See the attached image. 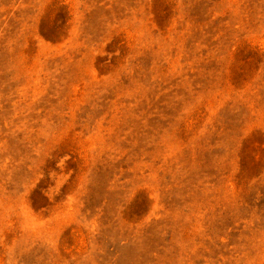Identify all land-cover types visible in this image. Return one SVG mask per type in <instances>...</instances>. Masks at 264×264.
I'll list each match as a JSON object with an SVG mask.
<instances>
[{"label":"rangeland","instance_id":"1","mask_svg":"<svg viewBox=\"0 0 264 264\" xmlns=\"http://www.w3.org/2000/svg\"><path fill=\"white\" fill-rule=\"evenodd\" d=\"M0 264H264V0H0Z\"/></svg>","mask_w":264,"mask_h":264}]
</instances>
